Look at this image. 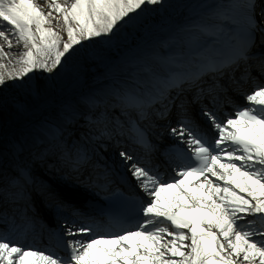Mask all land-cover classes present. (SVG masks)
Wrapping results in <instances>:
<instances>
[{"label": "snow or ice", "instance_id": "6c2138e0", "mask_svg": "<svg viewBox=\"0 0 264 264\" xmlns=\"http://www.w3.org/2000/svg\"><path fill=\"white\" fill-rule=\"evenodd\" d=\"M13 43L0 264H264V0H0Z\"/></svg>", "mask_w": 264, "mask_h": 264}, {"label": "bare ground", "instance_id": "6f19581e", "mask_svg": "<svg viewBox=\"0 0 264 264\" xmlns=\"http://www.w3.org/2000/svg\"><path fill=\"white\" fill-rule=\"evenodd\" d=\"M39 2V0H38ZM44 2L46 3L47 0H44ZM172 10L169 9L168 14H171ZM163 12H161L159 14L160 18H166V15ZM155 15V14H154ZM5 51L9 53V59L8 60H0V63H3L6 65L5 69H0V71H11L14 68L18 67V65L15 64V61L19 59V53L23 52L24 49L21 45H16L15 43H13V48L11 50H8L7 48H5Z\"/></svg>", "mask_w": 264, "mask_h": 264}]
</instances>
